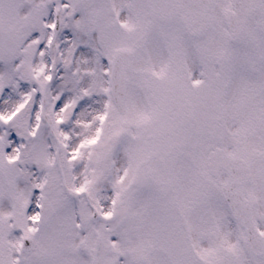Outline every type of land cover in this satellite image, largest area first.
Here are the masks:
<instances>
[{
	"label": "snow or ice",
	"instance_id": "1",
	"mask_svg": "<svg viewBox=\"0 0 264 264\" xmlns=\"http://www.w3.org/2000/svg\"><path fill=\"white\" fill-rule=\"evenodd\" d=\"M0 264H264V0H0Z\"/></svg>",
	"mask_w": 264,
	"mask_h": 264
}]
</instances>
